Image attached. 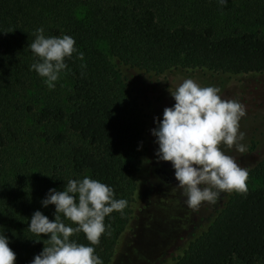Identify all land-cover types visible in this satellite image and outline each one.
Masks as SVG:
<instances>
[{"label":"trees","instance_id":"1","mask_svg":"<svg viewBox=\"0 0 264 264\" xmlns=\"http://www.w3.org/2000/svg\"><path fill=\"white\" fill-rule=\"evenodd\" d=\"M170 4L171 0H0V91L9 88L10 68L21 51L34 57L29 45L37 28L43 27L45 36L74 37L83 53L82 59L77 53L65 59L71 110L47 106L37 122L66 121L80 140L70 151L74 175L67 178L53 172L55 186L64 189L69 179L87 175L113 187L116 199L127 201L123 212L113 211L105 217L104 223L110 227L99 244L92 245L103 264H111L133 217L142 155L138 146L141 142L143 146L150 109L121 67L169 85L198 70L220 82L264 73V34L219 36L212 27L174 26L165 13ZM159 13L163 21L158 20ZM100 42L106 43L110 57L99 48ZM7 133L9 136L0 128V150L8 137L17 136L12 129ZM49 139L61 144L66 135L57 133ZM248 149L257 153V159L247 167V191L227 195L208 226L172 264H264V143L252 140ZM3 172L7 175L0 169V210L6 217L0 234L9 238L15 264H30L33 259L26 253L35 257L48 246L22 224L36 203L19 201L16 184L7 182ZM26 202L29 207L21 210ZM70 239L90 243L82 231Z\"/></svg>","mask_w":264,"mask_h":264},{"label":"rangeland","instance_id":"2","mask_svg":"<svg viewBox=\"0 0 264 264\" xmlns=\"http://www.w3.org/2000/svg\"><path fill=\"white\" fill-rule=\"evenodd\" d=\"M170 7L165 13L174 26L212 27L219 36L242 32L264 34V0H227L226 4H220L218 0H171ZM158 15V20L163 21L162 13ZM99 48L110 57L106 43L100 42ZM34 59L37 58L21 51L10 68L9 88L0 91V128L7 136L8 129L17 135L14 139L8 137V143L0 150V169L7 172V175L3 172L7 182L16 184L14 190L20 196L19 201L26 199L31 204L36 203V209H30L27 221L22 222L27 228L36 210L50 220L54 219L55 205L43 207L41 201L50 188L64 190L53 184L51 174L55 172L67 178L74 175L70 151L80 143L77 135L68 129L66 121L37 122L40 111L47 106L62 107L66 112L71 110L67 101L71 82L68 73L63 71L54 82L55 87L50 89L44 78L30 69ZM121 69L130 77L132 87L150 109L137 170L133 217L117 245L111 264H172L189 241L208 226L214 212L221 208L231 192H223L215 204L203 202L197 208L188 206L186 197L177 186L171 162L157 161L158 145L150 131L156 126L154 117L162 118L164 108L175 103L170 91H174L184 79L192 78L201 86L219 87L224 99H236L245 105L247 114L240 120V130L246 133L242 141L246 151L240 153L235 146L221 147L241 167L247 168L257 159V153L248 149L250 142L264 143V73L235 76L220 82L198 70L169 85L157 77ZM57 133L66 135L61 144L49 139ZM29 202L21 205V210L28 208ZM3 212L0 210V225L4 224L6 217ZM60 215L65 224L74 226V222ZM30 235L48 245L47 235L32 232ZM26 254L34 258L32 253Z\"/></svg>","mask_w":264,"mask_h":264},{"label":"clouds","instance_id":"3","mask_svg":"<svg viewBox=\"0 0 264 264\" xmlns=\"http://www.w3.org/2000/svg\"><path fill=\"white\" fill-rule=\"evenodd\" d=\"M226 4L227 0H218ZM75 38L70 35L45 36L44 28L35 30L29 47L34 54L31 70L44 78L51 89L61 73L68 69L66 58L73 53L82 59ZM175 103L165 107L162 118L154 117L157 161H169L174 169L177 186L186 203L197 208L203 202L215 204L223 192H246L249 170L241 167L221 145L243 153L246 133L240 130V120L246 116L245 105L236 99H224L217 86H201L194 79H184L170 91ZM142 148V142L138 150ZM43 207L55 205L54 219L40 210L30 217L28 229L48 236L44 246L30 264H103L92 245L99 244L106 232L105 217L113 211L123 212L127 201L116 199L113 187L85 176L69 179L63 191L50 188L42 199ZM75 223L67 225L61 215ZM83 232L89 244L70 239ZM39 241V240H37ZM10 240L0 234V264H15L16 253L9 247Z\"/></svg>","mask_w":264,"mask_h":264}]
</instances>
